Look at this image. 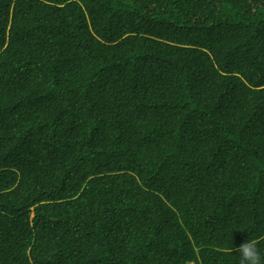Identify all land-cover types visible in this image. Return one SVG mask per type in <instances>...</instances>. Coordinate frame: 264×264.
I'll return each mask as SVG.
<instances>
[{
    "label": "trees",
    "instance_id": "1",
    "mask_svg": "<svg viewBox=\"0 0 264 264\" xmlns=\"http://www.w3.org/2000/svg\"><path fill=\"white\" fill-rule=\"evenodd\" d=\"M264 257V0H0V264Z\"/></svg>",
    "mask_w": 264,
    "mask_h": 264
},
{
    "label": "clouds",
    "instance_id": "2",
    "mask_svg": "<svg viewBox=\"0 0 264 264\" xmlns=\"http://www.w3.org/2000/svg\"><path fill=\"white\" fill-rule=\"evenodd\" d=\"M257 245V240L249 239L238 247L229 249V251H235L239 254V264H264V257H262Z\"/></svg>",
    "mask_w": 264,
    "mask_h": 264
},
{
    "label": "rangeland",
    "instance_id": "3",
    "mask_svg": "<svg viewBox=\"0 0 264 264\" xmlns=\"http://www.w3.org/2000/svg\"><path fill=\"white\" fill-rule=\"evenodd\" d=\"M190 264H193V263H190Z\"/></svg>",
    "mask_w": 264,
    "mask_h": 264
}]
</instances>
